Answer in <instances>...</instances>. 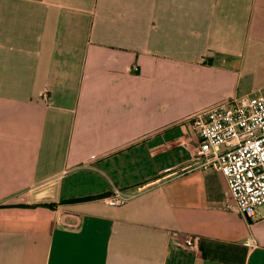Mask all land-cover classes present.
Returning <instances> with one entry per match:
<instances>
[{"label":"crops","instance_id":"crops-1","mask_svg":"<svg viewBox=\"0 0 264 264\" xmlns=\"http://www.w3.org/2000/svg\"><path fill=\"white\" fill-rule=\"evenodd\" d=\"M262 87L264 0H0V264H264L189 121Z\"/></svg>","mask_w":264,"mask_h":264},{"label":"built area","instance_id":"built-area-1","mask_svg":"<svg viewBox=\"0 0 264 264\" xmlns=\"http://www.w3.org/2000/svg\"><path fill=\"white\" fill-rule=\"evenodd\" d=\"M49 99V92L42 94ZM189 121L199 139L194 164L222 173L227 181V208L248 220L262 217L264 209V87L240 94L194 113ZM147 190L116 189L105 201L121 207ZM186 244L195 248L196 238Z\"/></svg>","mask_w":264,"mask_h":264},{"label":"trees","instance_id":"trees-1","mask_svg":"<svg viewBox=\"0 0 264 264\" xmlns=\"http://www.w3.org/2000/svg\"><path fill=\"white\" fill-rule=\"evenodd\" d=\"M96 198H99V196H97V197H84V198H78V199H70V200L64 201L63 203H76V202H82V201H91V200H94ZM48 206L51 207V208H55L57 206V204H50Z\"/></svg>","mask_w":264,"mask_h":264},{"label":"rangeland","instance_id":"rangeland-1","mask_svg":"<svg viewBox=\"0 0 264 264\" xmlns=\"http://www.w3.org/2000/svg\"><path fill=\"white\" fill-rule=\"evenodd\" d=\"M262 212L264 211V209L261 210Z\"/></svg>","mask_w":264,"mask_h":264}]
</instances>
